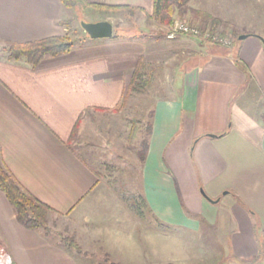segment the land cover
Segmentation results:
<instances>
[{"label":"crops","instance_id":"0c3cea01","mask_svg":"<svg viewBox=\"0 0 264 264\" xmlns=\"http://www.w3.org/2000/svg\"><path fill=\"white\" fill-rule=\"evenodd\" d=\"M82 1L85 9H154V0ZM200 2L192 0L191 11L208 9ZM73 9L61 0H0V156L52 209L49 217L72 224L68 234L82 249L61 233L22 225L0 189V245L12 264H98L107 254L120 264H166L168 226L177 246L188 235L212 263L264 264V0L229 1L223 17L247 38L200 43L179 67L177 95L155 100L146 159L138 175L127 169L138 203L117 196L121 187L102 168L106 156L120 159L119 137L142 135L123 106L150 38H85L36 67L3 50L62 35Z\"/></svg>","mask_w":264,"mask_h":264},{"label":"rangeland","instance_id":"374dc122","mask_svg":"<svg viewBox=\"0 0 264 264\" xmlns=\"http://www.w3.org/2000/svg\"><path fill=\"white\" fill-rule=\"evenodd\" d=\"M203 1L204 4L208 6L207 8L209 10H202L201 8L193 10L207 12L212 17L219 18L221 20L220 23L214 24L212 22V17L205 18V16L196 15L193 11L189 10L183 15H176L171 24H163L153 18H150L148 14H143L139 11H136L134 15H129V13L123 10L119 12L116 10H95L90 8L85 9V7L83 8L82 6H80L81 4H84L82 0H77L75 6L73 7L74 9L71 10L73 13V17L71 21H66L69 24L67 25L66 22L64 23L65 31L60 36L67 37L73 43L81 42L82 40L87 38L85 35V31L81 27L82 21L95 22L103 20V18H107L106 20L113 23L115 36L141 35V37L150 38L149 41H147L150 51H148L147 55H145L143 58L141 57L137 63V65L141 61L143 63L141 80L143 84L141 88H146L147 91L132 92L130 90V85L133 80L132 78L129 84V89L125 95V106H123V112L125 113V115H128V117H135L133 121L135 120L134 124L136 126V133L138 134V129H141L139 133L140 135H142L141 137H131L133 134H135V130L134 133H132L131 130L130 137H119L120 159H116L115 156H112L110 159L108 156H106L104 158V161H106L107 163L104 162L105 165H103L102 168L105 180H108L111 184L117 186V188L118 186L121 187L120 191H114V193H116L117 196H120L121 198L122 196H128L131 200V198L134 199V197H136L133 190L130 189V187H128L126 183L127 169L132 165L134 167L133 169L138 175V164L140 163L138 161V151L141 148L142 139H144L147 135V126L149 124L151 108L155 100H157L158 98H168L177 95V88L181 83H183L182 80H179V67H181V65L186 61L190 53L195 51V49L199 47L200 43L216 44L220 46H232L235 42V34L239 33L237 29H233L232 23L225 20V18L223 17L224 10H226V5L229 3V1L233 0ZM200 3H202V0ZM177 20L196 26L201 31V33H205L207 31H215L220 37L230 40V44L209 41L203 39L202 36L195 37L190 34H179L174 39L164 38L163 35H166V31H168V29H170L174 22ZM156 24L164 25V28L162 30L152 28V26ZM160 34H163L161 37L162 39H157L156 36ZM178 37L183 38V40L179 41ZM184 78L186 79V76ZM146 80L149 81L148 85L144 83V81L146 82ZM173 91L175 93H173ZM128 103H130V106H127ZM133 121L130 120L131 124L133 123ZM133 156H136V158L134 159L135 161H132ZM130 169L132 168L130 167ZM136 194L137 197H139L140 194ZM137 207L140 208L141 205L138 204ZM143 213L144 218L149 221V219L151 218L150 213L145 210ZM167 228L169 244L168 261L166 264H216L210 261L211 257L213 258L212 255L210 256V254L207 253L199 254V252L197 253L194 251L191 245L192 239L188 235V238L186 236L184 237V250L181 249L179 245L177 246L176 244L177 230H175V228H172L171 226H168ZM71 229H73L71 223L63 220L62 218L50 216L44 230L61 233L60 235L63 241L68 245V243L72 241V243H77L76 238L68 234ZM78 251H82L81 247L80 249H78ZM98 264L120 263L113 261L110 255L107 254L105 256V260Z\"/></svg>","mask_w":264,"mask_h":264},{"label":"trees","instance_id":"16d2710c","mask_svg":"<svg viewBox=\"0 0 264 264\" xmlns=\"http://www.w3.org/2000/svg\"><path fill=\"white\" fill-rule=\"evenodd\" d=\"M77 0H61V2L70 8H73ZM191 0H154L153 13L149 15L150 18L157 20L163 24H171L176 15H183L190 9L189 4ZM85 6H89L95 9L103 10H116L126 11L129 15H134L139 9L129 6H107L99 4L86 3ZM192 11L196 15L205 16V18L212 17L207 12L199 10ZM212 22L218 24L221 20L217 17H212ZM68 25L69 23L66 22ZM84 30V29H83ZM87 38L89 35L85 32ZM241 34H235V42L238 41V37ZM74 46V43L65 36H51L44 39L29 41V42H12L8 43L3 50L7 53L8 58L11 60H26L34 67L47 56H57L69 52ZM143 63L139 62L137 65L133 80L130 85L132 92H146V88H141L143 82L142 72ZM145 84H149V81H144ZM132 133L134 131L132 130ZM151 133V125L147 126V136ZM149 148V137H145L141 141V148L138 151L139 160L143 163L146 159ZM0 189L7 196L10 204L12 205L17 220L29 229H45L48 222L49 214L52 209L45 203L38 200L35 196L29 193L23 186L16 180L13 174L5 167L0 156ZM72 241V240H71ZM73 242V241H72ZM69 242L68 245L75 249H80L77 243ZM107 260V259H106Z\"/></svg>","mask_w":264,"mask_h":264},{"label":"built area","instance_id":"2783aa9c","mask_svg":"<svg viewBox=\"0 0 264 264\" xmlns=\"http://www.w3.org/2000/svg\"><path fill=\"white\" fill-rule=\"evenodd\" d=\"M179 34H190L195 37L202 36L205 40L230 44V40L220 37L215 31H207L205 33H201V31L196 26L177 20L174 22L171 28L166 31V37L168 39H174ZM0 264H12L9 253L1 245Z\"/></svg>","mask_w":264,"mask_h":264},{"label":"water","instance_id":"95a60500","mask_svg":"<svg viewBox=\"0 0 264 264\" xmlns=\"http://www.w3.org/2000/svg\"><path fill=\"white\" fill-rule=\"evenodd\" d=\"M81 27L92 39L111 38L114 35V25L108 20L95 22L82 21ZM248 34H241L238 40L247 38ZM210 136H213L212 134Z\"/></svg>","mask_w":264,"mask_h":264}]
</instances>
